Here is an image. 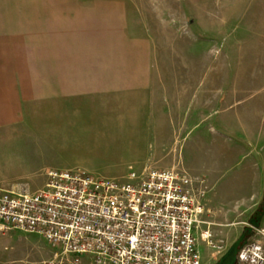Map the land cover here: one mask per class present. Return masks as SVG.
<instances>
[{
    "label": "rangeland",
    "instance_id": "1",
    "mask_svg": "<svg viewBox=\"0 0 264 264\" xmlns=\"http://www.w3.org/2000/svg\"><path fill=\"white\" fill-rule=\"evenodd\" d=\"M122 1L123 29L72 45L82 73L103 75L56 77L69 85L52 115L21 117L32 109L17 102L21 122L0 125V188L35 190L49 169H182L202 181L197 239L202 264H215L264 199V0ZM253 230L264 246V226ZM56 249L0 233V264H40Z\"/></svg>",
    "mask_w": 264,
    "mask_h": 264
},
{
    "label": "built area",
    "instance_id": "2",
    "mask_svg": "<svg viewBox=\"0 0 264 264\" xmlns=\"http://www.w3.org/2000/svg\"><path fill=\"white\" fill-rule=\"evenodd\" d=\"M200 182L177 168H132L122 177L49 169L35 190L0 188V233H37L57 247L40 264H202ZM235 264H264L261 241L249 236Z\"/></svg>",
    "mask_w": 264,
    "mask_h": 264
},
{
    "label": "crops",
    "instance_id": "3",
    "mask_svg": "<svg viewBox=\"0 0 264 264\" xmlns=\"http://www.w3.org/2000/svg\"><path fill=\"white\" fill-rule=\"evenodd\" d=\"M126 20L122 0H0V125L21 122L14 118L17 102L32 109L21 117H39L41 106L52 115L56 92L69 85L56 77L103 75L101 68L82 73L72 45L89 36L103 43L105 32L123 29Z\"/></svg>",
    "mask_w": 264,
    "mask_h": 264
},
{
    "label": "water",
    "instance_id": "4",
    "mask_svg": "<svg viewBox=\"0 0 264 264\" xmlns=\"http://www.w3.org/2000/svg\"><path fill=\"white\" fill-rule=\"evenodd\" d=\"M264 215V199L262 205L249 218V224L246 225L240 235L231 243L226 251L219 257L215 264H235L238 249L246 242L247 238L252 235L253 229L259 227Z\"/></svg>",
    "mask_w": 264,
    "mask_h": 264
}]
</instances>
